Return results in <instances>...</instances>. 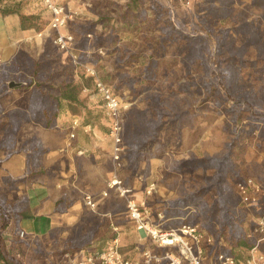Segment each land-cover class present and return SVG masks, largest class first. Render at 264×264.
<instances>
[{
	"label": "rangeland",
	"instance_id": "obj_1",
	"mask_svg": "<svg viewBox=\"0 0 264 264\" xmlns=\"http://www.w3.org/2000/svg\"><path fill=\"white\" fill-rule=\"evenodd\" d=\"M60 1L75 13L71 26L74 53L81 62L95 66L117 90L121 101L130 104L123 115L126 150L118 176L133 189L136 201L146 203L152 223L157 225L161 219L157 213L169 202L192 192H203L214 181L211 168L191 170L187 162L221 156L229 144L235 171L226 175L223 184L230 199L238 204L235 186L242 179L252 177L264 182V127L251 123L247 114L234 119L229 111L233 100L222 102L221 94L212 87V78L193 59L191 41L198 36H208L209 49L214 56L208 62L210 69H215V62L232 68L240 87L239 94L249 93L257 107L264 109V0H141L138 8L125 17L122 14L129 0ZM38 6V1L33 0L28 6L20 3L14 10L24 12ZM33 15L38 17L40 30L47 29L49 16L45 10ZM171 29H174L173 37L168 40ZM218 43L221 49L215 57ZM149 55L154 58V78L144 81L140 79V71ZM42 59L38 65L25 63L28 75H20L18 79L26 81L30 76L45 92L53 94L63 85L73 83V77L83 81V88L88 91L83 93L81 88L76 89L81 105L73 114L67 111L82 122L88 120L91 130L88 135L84 133L87 136H94L95 132L102 134L100 143L103 145L97 148L96 155L106 162L111 175L105 117L95 104L97 98L93 96L91 81H86L79 71L77 74L68 56L54 47L47 48ZM158 117L163 122L162 127L154 139L143 145L134 167L126 140L137 132L140 120L154 121ZM92 129L95 132L92 133ZM8 138L12 140V134L6 140ZM148 183H154L155 189L152 195L145 196ZM213 191L201 193L199 201L188 208L187 220H195V224L215 238L218 236L216 216L210 227L205 228V209L212 205ZM114 193L117 197L111 203L113 212H126L124 199ZM247 214L255 215L245 209L243 215ZM79 231L84 234V229ZM19 240L28 255L20 250L25 264L36 263L50 254L54 260L50 264L64 260L61 258L64 250L53 245L47 251L41 240ZM224 246L221 239L215 249L220 252Z\"/></svg>",
	"mask_w": 264,
	"mask_h": 264
},
{
	"label": "crops",
	"instance_id": "obj_2",
	"mask_svg": "<svg viewBox=\"0 0 264 264\" xmlns=\"http://www.w3.org/2000/svg\"><path fill=\"white\" fill-rule=\"evenodd\" d=\"M31 1L0 0V89L7 86L6 91L0 95V196L18 204L30 216L20 221L19 230L14 222L10 223L3 232L6 244L12 249L17 233L20 239L27 238L31 242L41 240L47 251L52 245L58 250H64L61 257L64 260L60 259L59 263L62 264L67 257L102 251L113 238L111 231L114 225L119 229L121 252L126 258L138 260L145 250L163 253L149 238L135 231L126 212L121 213L123 215L113 212L111 203L117 196L106 185L110 177L106 162H102L100 156L96 155L97 148L103 145L100 143L101 133L92 129L94 136H87L91 127L86 126L87 135L84 134L80 119L71 116L65 109L58 112L56 125L51 129L44 127L43 119L38 122L28 119L32 89L25 88L26 82L18 78L20 75H28L25 63L38 65L47 48L54 46L47 29L23 30L20 15H33L45 9L40 0H36L38 9L17 11L9 15H2L1 11H12L20 3L28 6ZM45 13L49 16L46 10ZM73 23L74 20L66 27L71 34H74L71 27ZM28 78L32 79L30 76ZM76 80L79 79L73 77V83L68 84H74L76 89L81 88L83 92V81ZM10 82L24 85L9 89ZM60 91L55 95L59 96ZM73 117L80 127L76 131V138L69 140ZM9 134H12V140H6ZM32 139L45 150L39 159L40 167L32 172L33 175L26 166L28 153L25 151ZM78 152L83 155L79 156ZM86 195L94 199L95 210L85 206L83 198ZM80 229H84V234L80 233ZM21 232L23 237H20ZM213 247H205L202 264H217L216 255L219 250ZM21 249L24 250L23 246ZM23 252L28 256L26 250ZM50 256L42 259V263H54ZM17 258L21 260L19 254Z\"/></svg>",
	"mask_w": 264,
	"mask_h": 264
},
{
	"label": "trees",
	"instance_id": "obj_3",
	"mask_svg": "<svg viewBox=\"0 0 264 264\" xmlns=\"http://www.w3.org/2000/svg\"><path fill=\"white\" fill-rule=\"evenodd\" d=\"M140 2L141 0H129L122 17H125V14L130 11L136 10ZM17 11L18 10H3L1 11V14L9 15L17 13ZM37 20L38 17L35 15H20L21 28L23 30L34 29V31H39L40 26L38 25ZM173 33L174 29H171L168 40L172 39ZM209 39L208 36L203 35L191 40L193 43V59L198 61L202 66V69H204V72L210 76V79L212 78V87L221 94L222 102H227L228 99L233 100V104L230 106L229 111L234 115V119H238L240 114H247V119L251 121V123L264 127V109L257 107V104L250 98L249 93L239 94L240 87L236 84V78L232 68L222 67L219 62L214 63V70L210 69L208 66L209 60L214 57L209 49ZM220 49L221 44L218 43L215 46V57L220 53ZM142 57L144 58V56ZM153 59L152 55L147 56V62L140 71L141 80L146 81L154 78L152 72V67L154 65ZM99 75L100 79L120 98L117 90L107 82V77L101 76L100 72ZM24 82H26V86H24L25 88L32 89L28 105V119L33 122H38L43 119V125L47 129L55 127L58 112L65 109L73 114L77 110L76 107L81 105L80 100L77 98L76 87L73 85L68 84L62 86L59 96H56L53 93L43 91L39 85L33 82V80H26ZM6 89V85L2 86L0 89V95H2ZM235 95L237 96L235 97ZM93 96L97 97L94 101L98 111L103 115V106H100V104L102 105L100 98L96 94ZM91 98L92 97L88 96L89 100H91ZM73 119L74 117L72 120ZM104 120V126L106 132H108V121L106 119ZM81 123V125L84 126L90 125L88 124V120H83ZM162 124L163 122L159 117L154 121L140 120L136 128L137 132L133 133L126 140L128 155L134 164V167L137 165L139 158L141 157V148L145 143L157 136ZM230 146L231 145L229 144L227 151L221 156L199 158L196 161L189 160L187 162L188 164H191V170H196L202 167H207V169L211 168L212 171H214V181L206 189H203V192H192L179 197L175 201L169 202L165 209L157 213L161 216L157 225L163 230L170 229V226L174 224H178L177 227L193 225L197 226L200 231L205 232L206 230L203 227L195 224V220L193 222L187 220L189 215L188 208L199 201L201 193L214 190L212 205L205 209L207 212V226L205 228L210 227L213 217L216 216L218 236L214 238L215 241L213 248H215L218 245V241L222 239L225 246L220 252L233 257L238 263H241L255 241V223L253 221L255 215L253 217L248 214L244 216L243 212L245 211V207L240 203V198L238 204L233 202L229 197L227 188L223 184L226 175L235 171ZM25 151L28 153L26 165L30 168V174L33 175L32 172L40 167L39 159L45 150L40 147L39 143L32 139L30 146ZM235 192L237 194L236 188ZM29 218L30 216L27 215L21 206L11 203L6 198L0 196V264H23L22 261L17 258L22 246V242L18 238V233L16 239L12 243V249H9L3 238V232L11 222H14L19 230L18 226L20 221ZM42 259H38L36 263L33 264H43L44 261Z\"/></svg>",
	"mask_w": 264,
	"mask_h": 264
},
{
	"label": "built area",
	"instance_id": "obj_4",
	"mask_svg": "<svg viewBox=\"0 0 264 264\" xmlns=\"http://www.w3.org/2000/svg\"><path fill=\"white\" fill-rule=\"evenodd\" d=\"M40 2L49 13L47 30L52 45L57 51L68 56L76 71L91 81L94 94L102 102L103 114L109 123L107 137L110 141L109 158L113 168L106 182L107 188L124 199L128 219L135 231L149 238L158 249L163 250V253L145 250L140 259H128L121 252L119 229L113 225L114 237L102 251L67 257L62 264H202L205 247L214 245V237L193 225L168 230L161 229L149 220L151 211L146 203L136 201L133 197V189L126 186L118 176V172L123 166L122 158L126 150L123 142V112L129 109L130 104L123 103L112 89L100 79L95 66L81 62L74 53V36L66 30V27L73 20L75 13L57 0H40ZM84 91L87 92L88 89H84ZM79 127L80 124L77 120L71 121L69 140L76 138V131ZM87 128L85 127L84 132H87ZM78 153L83 154L82 152ZM235 188L240 203L245 209L255 213L253 220L255 241L241 263H238L233 257L219 252L216 255L217 264H264V182L246 177L238 182ZM154 189L155 184L148 183L144 189V195H152ZM83 201L85 206L95 210L96 204L92 196H84ZM158 217L161 218L160 215ZM23 235L21 232L20 237Z\"/></svg>",
	"mask_w": 264,
	"mask_h": 264
},
{
	"label": "water",
	"instance_id": "obj_5",
	"mask_svg": "<svg viewBox=\"0 0 264 264\" xmlns=\"http://www.w3.org/2000/svg\"><path fill=\"white\" fill-rule=\"evenodd\" d=\"M23 85H24V83L10 82V83H8V88L9 89H13L15 87H20V86H23Z\"/></svg>",
	"mask_w": 264,
	"mask_h": 264
}]
</instances>
